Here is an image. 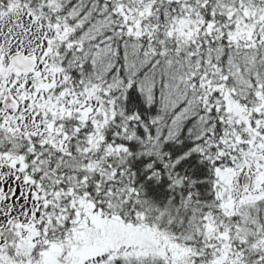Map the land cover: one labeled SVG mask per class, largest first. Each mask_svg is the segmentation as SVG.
Instances as JSON below:
<instances>
[{
  "label": "snow or ice",
  "instance_id": "snow-or-ice-1",
  "mask_svg": "<svg viewBox=\"0 0 264 264\" xmlns=\"http://www.w3.org/2000/svg\"><path fill=\"white\" fill-rule=\"evenodd\" d=\"M0 264H264V0H0Z\"/></svg>",
  "mask_w": 264,
  "mask_h": 264
}]
</instances>
